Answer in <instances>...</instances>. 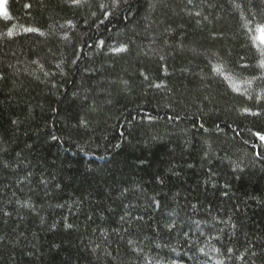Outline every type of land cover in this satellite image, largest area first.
I'll list each match as a JSON object with an SVG mask.
<instances>
[{"label":"trees","instance_id":"obj_1","mask_svg":"<svg viewBox=\"0 0 264 264\" xmlns=\"http://www.w3.org/2000/svg\"><path fill=\"white\" fill-rule=\"evenodd\" d=\"M261 26L264 0H7L0 264H264Z\"/></svg>","mask_w":264,"mask_h":264},{"label":"rangeland","instance_id":"obj_2","mask_svg":"<svg viewBox=\"0 0 264 264\" xmlns=\"http://www.w3.org/2000/svg\"><path fill=\"white\" fill-rule=\"evenodd\" d=\"M0 14H7V0H0Z\"/></svg>","mask_w":264,"mask_h":264},{"label":"snow or ice","instance_id":"obj_3","mask_svg":"<svg viewBox=\"0 0 264 264\" xmlns=\"http://www.w3.org/2000/svg\"><path fill=\"white\" fill-rule=\"evenodd\" d=\"M27 31H33V29H27ZM257 31L264 33V26L259 27ZM261 139H264V137H261Z\"/></svg>","mask_w":264,"mask_h":264}]
</instances>
